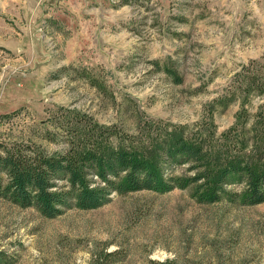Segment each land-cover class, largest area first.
I'll return each instance as SVG.
<instances>
[{
	"label": "rangeland",
	"instance_id": "obj_1",
	"mask_svg": "<svg viewBox=\"0 0 264 264\" xmlns=\"http://www.w3.org/2000/svg\"><path fill=\"white\" fill-rule=\"evenodd\" d=\"M253 59L264 62V0H0V143L53 154L91 119L109 127L105 144L165 175L202 170L166 161L182 134L211 165L264 160V93L219 102ZM192 192L113 193L54 218L0 197V264H264V202Z\"/></svg>",
	"mask_w": 264,
	"mask_h": 264
},
{
	"label": "trees",
	"instance_id": "obj_2",
	"mask_svg": "<svg viewBox=\"0 0 264 264\" xmlns=\"http://www.w3.org/2000/svg\"><path fill=\"white\" fill-rule=\"evenodd\" d=\"M89 78L93 84H99L94 77ZM232 81L231 90L219 100L223 105L238 95L264 93V62L253 59L243 64ZM263 115L259 111V116ZM77 124L70 133L67 149L53 154L39 149L32 151L29 145L20 142L8 146L0 143V197L22 208L33 207L46 218H54L72 207L98 208L113 193L123 195L141 190L167 193L189 186L200 203L212 204L223 197L243 205L264 202V160L235 154L221 157L217 166L211 165L201 139L195 141L181 133L167 146L166 161L190 162L202 170L188 176L165 175L143 151L128 144H105L111 133L109 127L91 119ZM92 174L99 179L93 186L87 178ZM61 181L65 183L60 184ZM229 185L240 188L227 191L225 187Z\"/></svg>",
	"mask_w": 264,
	"mask_h": 264
}]
</instances>
